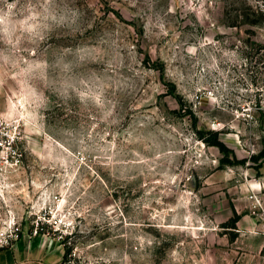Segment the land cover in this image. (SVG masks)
Listing matches in <instances>:
<instances>
[{
  "label": "rangeland",
  "instance_id": "obj_1",
  "mask_svg": "<svg viewBox=\"0 0 264 264\" xmlns=\"http://www.w3.org/2000/svg\"><path fill=\"white\" fill-rule=\"evenodd\" d=\"M0 122L61 264H264V0H0Z\"/></svg>",
  "mask_w": 264,
  "mask_h": 264
},
{
  "label": "crops",
  "instance_id": "obj_2",
  "mask_svg": "<svg viewBox=\"0 0 264 264\" xmlns=\"http://www.w3.org/2000/svg\"><path fill=\"white\" fill-rule=\"evenodd\" d=\"M62 252L54 238L21 235L0 248V264H61Z\"/></svg>",
  "mask_w": 264,
  "mask_h": 264
},
{
  "label": "built area",
  "instance_id": "obj_3",
  "mask_svg": "<svg viewBox=\"0 0 264 264\" xmlns=\"http://www.w3.org/2000/svg\"><path fill=\"white\" fill-rule=\"evenodd\" d=\"M15 141L16 137L11 129L0 127V170H11L18 166V157L20 156V153L14 148ZM9 155H13V161L9 160ZM19 233L20 229L15 225L9 226L6 231L0 230V248L11 245L12 242L16 241L21 236ZM40 233L38 221H36V225L33 227L30 236H36Z\"/></svg>",
  "mask_w": 264,
  "mask_h": 264
},
{
  "label": "trees",
  "instance_id": "obj_4",
  "mask_svg": "<svg viewBox=\"0 0 264 264\" xmlns=\"http://www.w3.org/2000/svg\"><path fill=\"white\" fill-rule=\"evenodd\" d=\"M217 144V143H216ZM260 156L264 157V149L260 151Z\"/></svg>",
  "mask_w": 264,
  "mask_h": 264
}]
</instances>
